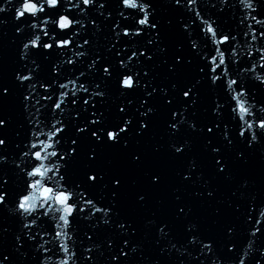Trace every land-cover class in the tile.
I'll return each mask as SVG.
<instances>
[{
  "label": "snow or ice",
  "instance_id": "6c2138e0",
  "mask_svg": "<svg viewBox=\"0 0 264 264\" xmlns=\"http://www.w3.org/2000/svg\"><path fill=\"white\" fill-rule=\"evenodd\" d=\"M256 253L264 0L0 2V264Z\"/></svg>",
  "mask_w": 264,
  "mask_h": 264
},
{
  "label": "water",
  "instance_id": "95a60500",
  "mask_svg": "<svg viewBox=\"0 0 264 264\" xmlns=\"http://www.w3.org/2000/svg\"><path fill=\"white\" fill-rule=\"evenodd\" d=\"M0 2H2V0H0ZM160 2L163 4V3H166V0H160ZM8 31H9V35H11L12 33H11V26H9V29H8ZM5 43H7V41H5ZM8 65H9V67L6 69L7 71H8V73L10 74V63H11V61H10V58H8ZM149 252L151 253V248L149 247ZM255 259H264V258H261L260 256H259V253H256L255 254ZM253 264H254V262H253Z\"/></svg>",
  "mask_w": 264,
  "mask_h": 264
}]
</instances>
